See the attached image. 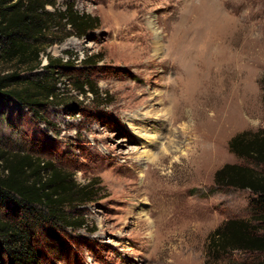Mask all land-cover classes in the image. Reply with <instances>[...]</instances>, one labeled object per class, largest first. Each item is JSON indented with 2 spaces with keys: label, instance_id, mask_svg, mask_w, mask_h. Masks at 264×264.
Instances as JSON below:
<instances>
[{
  "label": "rangeland",
  "instance_id": "374dc122",
  "mask_svg": "<svg viewBox=\"0 0 264 264\" xmlns=\"http://www.w3.org/2000/svg\"><path fill=\"white\" fill-rule=\"evenodd\" d=\"M46 1L73 4L99 27L81 39L55 29L39 69L0 60V78L19 72L56 91L38 113L17 100L0 106V156L31 154L103 190L67 210L87 228L40 235L42 264L264 262L208 248L225 222L252 221L251 192L219 188L215 175L247 165L229 142L264 126V0ZM47 56L68 63L52 75ZM85 79L99 97L76 87Z\"/></svg>",
  "mask_w": 264,
  "mask_h": 264
},
{
  "label": "trees",
  "instance_id": "16d2710c",
  "mask_svg": "<svg viewBox=\"0 0 264 264\" xmlns=\"http://www.w3.org/2000/svg\"><path fill=\"white\" fill-rule=\"evenodd\" d=\"M47 6L54 11L49 12ZM99 23V18L79 13L73 4L59 10L55 2L46 0H0V60L29 66L30 70L39 69L41 55L51 44L43 41L48 35L69 28L67 36L81 39L97 29ZM47 59L48 64L43 68L52 75L54 66L68 63L49 56ZM85 62L94 64V57H88ZM76 87L84 95H101L98 85L88 79L77 81ZM55 96L50 84L24 80L19 72L0 78V106L17 100L39 109L45 105L42 99L53 101ZM229 150L248 164L224 165L216 172L215 185L250 191L252 221L225 222L209 237V253L216 257L232 251L264 254V126L258 132L236 134L229 142ZM100 182L93 179L78 184L70 173L49 161L31 154L3 153L0 156V264H42L44 257L37 248L40 235L60 227L87 228L86 219L79 211L67 210L74 211L100 199L103 190Z\"/></svg>",
  "mask_w": 264,
  "mask_h": 264
},
{
  "label": "bare ground",
  "instance_id": "6f19581e",
  "mask_svg": "<svg viewBox=\"0 0 264 264\" xmlns=\"http://www.w3.org/2000/svg\"><path fill=\"white\" fill-rule=\"evenodd\" d=\"M213 118L216 120V116H214ZM151 138H152V137H151ZM166 152H167V151H166ZM145 153H146V154H145ZM145 153H144L145 156H146L148 159H151L150 156L153 155L152 152H151V151H147V152H145ZM142 157H144V156H142ZM146 157H145V159H146ZM138 159H139V158H138ZM143 159H144V158H143ZM148 159H147V160H148Z\"/></svg>",
  "mask_w": 264,
  "mask_h": 264
}]
</instances>
